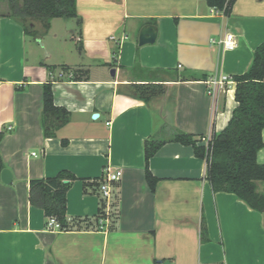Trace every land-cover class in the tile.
I'll return each instance as SVG.
<instances>
[{"label": "crops", "instance_id": "0c3cea01", "mask_svg": "<svg viewBox=\"0 0 264 264\" xmlns=\"http://www.w3.org/2000/svg\"><path fill=\"white\" fill-rule=\"evenodd\" d=\"M0 2L8 10L0 14V151L14 175L10 184L0 179V264H264V212L214 192L205 160L173 140L177 130L213 136L229 124L234 76L264 43V0H236L229 16L206 0H77L81 23L54 18L45 31L35 21L32 34ZM145 25L158 27V38L140 45ZM64 26L70 39H44ZM227 33L233 50L218 43ZM222 74L234 81L212 95L210 79ZM49 81L55 104L70 111L55 137L45 136L41 119ZM148 83L162 93L146 103L131 85ZM148 139L165 141L149 162L154 191ZM257 160L264 163V148ZM62 170L80 179L68 192V228L52 230L30 202V180ZM117 170L105 198L101 185Z\"/></svg>", "mask_w": 264, "mask_h": 264}, {"label": "trees", "instance_id": "16d2710c", "mask_svg": "<svg viewBox=\"0 0 264 264\" xmlns=\"http://www.w3.org/2000/svg\"><path fill=\"white\" fill-rule=\"evenodd\" d=\"M210 7L222 11L226 16L232 13L236 0H206ZM9 14L4 15L20 23L27 33L29 25L39 21L48 31L54 18L77 19V0H7ZM34 33V32H33ZM32 34V33H31ZM48 67H50L48 65ZM184 78V77H183ZM202 78H206L205 75ZM236 80V101L232 118L227 127L214 133L212 139L204 143L203 137H196L177 130L173 140L192 146L198 158L207 164V179L214 192L237 195L251 208L264 212V163H259L257 155L264 148V43L254 51V58L248 71L234 76ZM185 79V78H184ZM133 93L148 103L153 96L162 93L159 84H133ZM42 125L46 137H55L57 130L70 120V111L58 106L54 101L53 83L43 85ZM6 131H0V142ZM63 139L62 143L67 144ZM165 143L163 140L145 141L146 179L152 191L159 178L150 170V159ZM5 164L0 151V179ZM76 175L68 170L56 176L30 180L29 199L33 206L41 208L47 218L55 217L62 230L68 228V192L76 180ZM68 180L69 182H65ZM84 180V179H83ZM260 183L263 187L260 188ZM200 235L203 243L209 242V232L205 215H202Z\"/></svg>", "mask_w": 264, "mask_h": 264}, {"label": "built area", "instance_id": "2783aa9c", "mask_svg": "<svg viewBox=\"0 0 264 264\" xmlns=\"http://www.w3.org/2000/svg\"><path fill=\"white\" fill-rule=\"evenodd\" d=\"M216 41H217L216 39H212L211 42L216 43ZM218 43L226 50H233L236 47L235 35L233 33H227L224 38L218 41ZM233 81H234L233 77L228 74H222V75L211 78L210 79V93L212 95H215L218 90L225 91L227 89V84H231L233 83ZM211 139H212L211 134L204 136L202 138L204 143H207ZM121 176H122L121 170L108 171L107 176L101 185V190L105 198H110L111 183L119 180ZM48 228L52 230H55V229L62 230L60 223L57 221L55 217L48 218Z\"/></svg>", "mask_w": 264, "mask_h": 264}, {"label": "water", "instance_id": "95a60500", "mask_svg": "<svg viewBox=\"0 0 264 264\" xmlns=\"http://www.w3.org/2000/svg\"><path fill=\"white\" fill-rule=\"evenodd\" d=\"M158 38V27L154 25H145L139 36V44L140 45H145L149 43H154ZM111 74L115 76L116 70L112 69ZM99 116L98 113L93 114V119H96ZM13 172L9 168H4L1 172V180L5 184H10L13 181ZM65 182H69L68 180H65Z\"/></svg>", "mask_w": 264, "mask_h": 264}, {"label": "rangeland", "instance_id": "374dc122", "mask_svg": "<svg viewBox=\"0 0 264 264\" xmlns=\"http://www.w3.org/2000/svg\"><path fill=\"white\" fill-rule=\"evenodd\" d=\"M7 11L8 10H7L6 3H1L0 2V14L1 13H7ZM60 21L63 22V23H68V22H66L67 20H60ZM56 32H63L70 39L71 31H69L66 26L60 27L59 29H54V32L53 33H55V34L52 33L53 35L52 34L47 35V36H45L44 39H50L51 41L55 40ZM28 43H29L28 44V47L33 46L35 44V38L34 37H30L29 40H28ZM262 187H263V184L260 183V188H262Z\"/></svg>", "mask_w": 264, "mask_h": 264}]
</instances>
